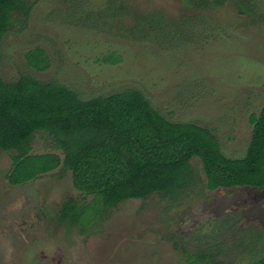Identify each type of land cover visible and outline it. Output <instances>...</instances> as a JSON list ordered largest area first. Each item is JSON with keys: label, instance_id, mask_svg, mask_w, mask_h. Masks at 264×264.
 <instances>
[{"label": "rangeland", "instance_id": "rangeland-1", "mask_svg": "<svg viewBox=\"0 0 264 264\" xmlns=\"http://www.w3.org/2000/svg\"><path fill=\"white\" fill-rule=\"evenodd\" d=\"M0 45V75L59 82L81 99L140 90L173 122L208 128L243 157L264 105V0H25ZM42 47L46 70L26 51ZM111 54L115 63L101 61ZM31 154L62 152L44 131ZM0 151V264H250L264 256V188H206L199 158L177 194L130 198L81 221L92 204L58 167L12 185ZM91 217V219H90ZM88 220V222H86Z\"/></svg>", "mask_w": 264, "mask_h": 264}, {"label": "trees", "instance_id": "trees-1", "mask_svg": "<svg viewBox=\"0 0 264 264\" xmlns=\"http://www.w3.org/2000/svg\"><path fill=\"white\" fill-rule=\"evenodd\" d=\"M17 11L27 15L25 0H0V45ZM111 56L100 60L119 59ZM24 57L37 71L50 66L42 47L26 51ZM250 121L252 137L246 154L229 158L208 128L170 121L140 90L81 99L59 82L32 75L4 81L0 75V151L13 153L9 183L21 184L58 167L69 170L73 186L93 196L91 205L69 201L65 205L64 213L71 211L77 221L88 211L104 212L125 199L179 193L194 177V157L201 162L209 190L264 188V105ZM41 131L51 137L62 157L30 153L33 135ZM250 264H264V256Z\"/></svg>", "mask_w": 264, "mask_h": 264}]
</instances>
